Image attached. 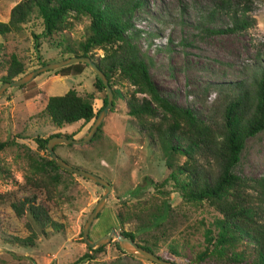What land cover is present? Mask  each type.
Segmentation results:
<instances>
[{
	"label": "rangeland",
	"instance_id": "obj_1",
	"mask_svg": "<svg viewBox=\"0 0 264 264\" xmlns=\"http://www.w3.org/2000/svg\"><path fill=\"white\" fill-rule=\"evenodd\" d=\"M19 1L0 0V21H8L11 8ZM216 5L221 8L209 14ZM227 6L238 13L245 10L250 24L237 32H212L231 25ZM89 22L88 16L81 15L62 31L47 34L40 15L33 10L18 29L0 35V84L12 54L22 62L25 74L72 56L68 48L80 53ZM134 25L157 33L151 46L143 37H138L136 44L160 92L207 120H221L226 83L244 81L251 87L255 67L264 65V0H145L136 11ZM155 45L162 47L155 49ZM93 52L95 60L103 50ZM95 76L86 63L78 68L60 67L41 72L26 85L8 88L0 95V141H10L0 149V264H69L80 256L86 257L78 264H157L117 248L115 238L100 250L86 244L82 228L104 189L92 180L45 165L48 152L35 141L56 132L75 138L86 133L94 118L56 126L44 107L49 95L74 88L80 95L91 93L97 111L105 93L95 91ZM113 87L120 89L123 97L117 98L95 138L55 148L68 163L100 175L111 185L90 237L98 238L114 228L133 233L138 243L177 263L187 264L192 250L206 248L202 264L215 262L217 253L210 250L212 244L208 245L205 237L207 231L212 236L216 233L218 211L207 201H184L170 180L157 185L167 174L163 152L126 113L123 99L132 86L125 81ZM183 160L184 156L176 155V163ZM33 169L49 183L57 180L50 207L52 219L59 223L57 228L36 223L26 212L17 216L11 206L29 192L45 195L43 189L26 183ZM209 169L214 171L215 166ZM235 172L248 183L251 207L260 205L264 130L246 140ZM28 237L31 240L26 244L16 239Z\"/></svg>",
	"mask_w": 264,
	"mask_h": 264
},
{
	"label": "trees",
	"instance_id": "obj_2",
	"mask_svg": "<svg viewBox=\"0 0 264 264\" xmlns=\"http://www.w3.org/2000/svg\"><path fill=\"white\" fill-rule=\"evenodd\" d=\"M144 2L145 0H20L11 8L8 21H0V35L18 29L33 10L40 15L47 34L62 31L71 23V19L81 15L88 16V33L79 45L81 52L76 53L71 48L67 51L93 59V49L103 50L102 55L93 60L104 72L111 87L113 98L110 111L115 107L117 98L123 97L120 89L113 86L128 82L132 89L126 99H123L126 113L134 117L139 129L163 152L167 174L157 185L160 187L170 180L184 201H207L218 211L219 215L214 220L217 231L213 236L207 231L205 237L207 244H212L210 250L215 251L217 257L215 262L206 264H264V177L258 181L262 202L251 207L249 193L246 191L248 183L235 172L246 140L264 130V65L255 67L250 80L251 87L244 81L225 84V104L220 121L201 117L191 107L180 105L163 95L150 75L148 62L137 47L136 39L143 37L151 46V38L157 33L134 25L136 11L142 8ZM219 8L221 7L214 6L209 14H214L213 11L217 12ZM227 10L231 25L212 32H237L250 24L245 17V10L238 13V9H229L228 6ZM161 47L154 46L155 49ZM80 65L81 62H78L62 69L78 68ZM24 72L22 62L12 54L2 81H11ZM24 85L26 84L20 87ZM93 87L95 91L105 93V87L97 76ZM138 94H142L141 97ZM92 98L91 93L80 95L74 88H70L62 94L49 95L44 109L56 126L79 120L88 122L107 103L105 93L101 107L94 111ZM102 126L103 122L92 138H95ZM54 135L72 137V134L56 132L45 138H36L35 141L39 148L46 149L48 138ZM9 144L10 141H0V149ZM55 148L56 145L53 149ZM177 154L184 156L181 163L175 161ZM44 162L45 165L58 167L50 158ZM211 165L215 166L214 171L209 169ZM37 169L31 170V175L26 176V183L43 189L45 195L29 192L11 206L17 216L26 212L36 223L57 228L59 223L50 215L57 180L53 178L52 183H49L35 172ZM121 233L135 239L129 231ZM16 239L22 244L31 240L29 237ZM138 245L152 251L145 245ZM116 246L120 248L117 244ZM101 248L97 247V250ZM207 251L208 248L200 252L192 250L187 256V264H202ZM85 257L80 256L69 264H78Z\"/></svg>",
	"mask_w": 264,
	"mask_h": 264
},
{
	"label": "water",
	"instance_id": "obj_3",
	"mask_svg": "<svg viewBox=\"0 0 264 264\" xmlns=\"http://www.w3.org/2000/svg\"><path fill=\"white\" fill-rule=\"evenodd\" d=\"M78 62L86 63L87 65H89V67L93 70L97 78L100 79V81L105 87V93L107 95V103L103 108L99 110L97 115L94 117L89 129L86 131V133L82 137L75 138V137H67L65 135H54L48 138L47 143H46V150L48 152L49 158L52 159L58 167L68 172L77 174L83 178L92 180L93 182L101 185L104 189L99 199L95 202L93 209L90 211L83 225L82 239L86 242V244L89 247L97 248V247H100L110 242L113 238H115L116 244L120 248L136 255L137 257L141 259L149 260L157 264H180V263H177L171 260L164 259L160 257L159 255H157L156 253L141 247L140 245H138L135 239H133L131 236H126L121 232H117L114 228H111L105 235H102L98 238L92 239L90 237L89 232H90L92 223L94 219L98 216V213L100 212V210L103 208V206L107 202L109 191L111 190V185L106 179H104L100 175L90 170H87V169L72 165L71 163H68L62 157H60L53 148L57 144L81 145V144L89 142L94 136L98 127L102 124L110 108L112 107L113 93L108 83V79L106 78L104 72L99 68V66L93 59H91L89 56H84V55H80V56L72 55V56H69L63 59L54 60V61L45 63L42 66L37 67L33 69L32 71H29L25 74H22L20 77H17L11 81L2 82L0 84V95L8 88L18 87L20 85L29 83L41 72H44L50 69L68 66V65L78 63Z\"/></svg>",
	"mask_w": 264,
	"mask_h": 264
}]
</instances>
